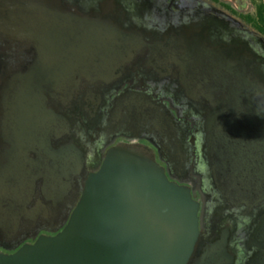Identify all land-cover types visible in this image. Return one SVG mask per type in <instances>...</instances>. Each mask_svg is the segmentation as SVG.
<instances>
[{
  "label": "flooded vegetation",
  "instance_id": "flooded-vegetation-1",
  "mask_svg": "<svg viewBox=\"0 0 264 264\" xmlns=\"http://www.w3.org/2000/svg\"><path fill=\"white\" fill-rule=\"evenodd\" d=\"M50 1L0 0V252L7 254L33 243L40 235L53 236L63 228L78 194L73 192L74 184L81 182L94 166L87 155L93 157L98 151L123 143L144 145L158 158V145L152 144L156 143L154 137L144 131H119L107 140L99 139L97 129L101 128L106 136L104 127L116 123V106H164L177 125L184 127L185 120L191 123L189 142L196 131L190 119L179 116L172 101L158 97V92L148 87L122 81L135 47L150 44L154 51L168 47L175 50L170 36L151 42L144 32L132 33L135 27L121 20L116 0H53V7L48 6ZM133 2L142 12L154 9L164 14L211 13L264 40L256 20L259 10H264V0ZM120 3L123 10L128 8V0ZM143 27L147 29V22L142 23L140 28ZM51 28L61 37L49 45L43 40L44 47L39 37ZM83 35L88 43L85 55L76 51H80ZM163 56L147 54L140 59L146 82L165 73V67L173 69L174 62L180 60L178 54ZM125 92L129 100L126 104L120 96ZM81 123L90 126L92 133L79 141L77 126ZM68 124L72 133L67 132ZM198 128L206 139L211 129L207 117L201 118ZM259 142L261 157L246 160H257L263 168L264 138ZM194 157L190 145L188 176L192 178H196ZM236 172L233 178L224 176L217 186L210 182L206 189L207 195L214 197L208 199L210 229L201 251L209 254L219 238L221 241L216 242L224 244L228 264H264V240L258 234L264 224V190L258 198L239 197L242 194L237 193ZM194 193L202 206L199 189Z\"/></svg>",
  "mask_w": 264,
  "mask_h": 264
},
{
  "label": "water",
  "instance_id": "water-1",
  "mask_svg": "<svg viewBox=\"0 0 264 264\" xmlns=\"http://www.w3.org/2000/svg\"><path fill=\"white\" fill-rule=\"evenodd\" d=\"M128 1L125 10L121 0L115 6H120L121 20L135 27L131 32H144L151 42L170 36L175 50L154 51L150 44L135 47L122 81L148 87L158 97L172 101L179 116L196 125L194 139L185 141L182 152L180 143L171 139L168 123L153 125L146 117L142 128L122 122L110 127L106 136L97 129L99 139L105 140L119 131H144L154 137L158 158L144 145L123 143L98 151L96 156L87 155L94 166L74 184L73 192L78 194L63 228L53 236L40 235L13 253L0 252V264H217L201 253L210 229L207 204L214 197L206 192L210 182L217 186L224 176L230 179L237 171L239 197L263 194L264 167L257 160L250 163L246 159L262 154L264 40L211 13L142 12L133 0ZM54 5L53 0L48 3ZM144 22L147 29L140 28ZM172 26L177 33L172 34ZM60 37L51 28L39 39L44 46L43 40L49 45ZM84 37L79 40L80 51L76 50L81 55L88 46ZM66 43L69 46L68 39ZM147 54H160L161 58L178 54L180 60L173 69L165 67V73L146 82L140 59ZM137 106L127 105L122 114L138 112ZM203 117L211 125L206 139L198 128ZM77 127L81 139L92 133L86 124ZM67 132L72 133L69 124ZM190 145L196 178L188 176L190 169L184 163ZM197 189L202 206L196 200ZM260 228L258 234L264 240V224Z\"/></svg>",
  "mask_w": 264,
  "mask_h": 264
},
{
  "label": "rangeland",
  "instance_id": "rangeland-1",
  "mask_svg": "<svg viewBox=\"0 0 264 264\" xmlns=\"http://www.w3.org/2000/svg\"><path fill=\"white\" fill-rule=\"evenodd\" d=\"M128 92L123 93L121 98H122V102H124V104L128 103V98L127 95ZM120 98V99H121ZM141 99V98H140ZM121 102V101H120ZM127 105L121 107V105L116 106V110L115 113L117 112L118 118L115 124H120V123H126L127 125H130L132 127L137 126L138 128H142V121L145 120L146 118H150V120L152 121L153 125H157L159 126L162 122L164 123H168L170 125V136L173 135V137L171 138L173 143H180V151L183 152V150L185 149V141L189 138V136H187V132L191 129V123L187 120H185L186 125L183 127L181 125H177L175 122L171 121L170 116L166 113L164 106L159 107L154 105L153 107H150L149 109H146L145 107L139 105L137 107H139L140 109L138 110V112H132L130 114H126L123 115V109L126 107ZM123 108V109H122ZM136 109V108H135ZM76 111H80V108H76ZM89 109H87L86 111H88ZM73 112V110H72ZM150 112L153 113V115H150ZM75 114V116H78L75 112H73ZM90 113V112H89ZM116 115V117H117ZM113 124V125H115ZM113 125L107 126L105 127L106 131L105 133L107 134L110 131V127H112ZM184 128V129H183ZM177 135L180 136V138H177ZM77 140L81 141V138L77 137ZM188 152H186V155L184 157V163L187 165L189 158H188ZM236 170V169H235ZM234 170V171H235ZM216 241L220 242L221 239L217 238ZM213 242V246L210 249V253L208 254V257L211 258L212 260H214V262L218 263V264H226L227 262H229V258H228V254L226 253L227 251L224 250V244L221 242ZM226 251V252H225ZM201 253H203L201 251ZM228 264V263H227Z\"/></svg>",
  "mask_w": 264,
  "mask_h": 264
},
{
  "label": "trees",
  "instance_id": "trees-1",
  "mask_svg": "<svg viewBox=\"0 0 264 264\" xmlns=\"http://www.w3.org/2000/svg\"><path fill=\"white\" fill-rule=\"evenodd\" d=\"M252 20L255 21V18ZM256 20L261 25L260 30L264 33V10H259Z\"/></svg>",
  "mask_w": 264,
  "mask_h": 264
}]
</instances>
